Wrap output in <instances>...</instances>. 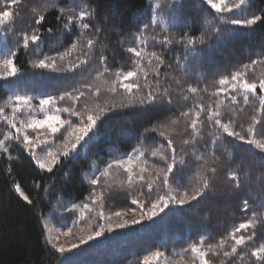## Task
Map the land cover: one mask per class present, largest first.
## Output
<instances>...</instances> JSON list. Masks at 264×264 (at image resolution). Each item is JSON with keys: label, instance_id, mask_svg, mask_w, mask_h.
<instances>
[{"label": "trees", "instance_id": "obj_1", "mask_svg": "<svg viewBox=\"0 0 264 264\" xmlns=\"http://www.w3.org/2000/svg\"><path fill=\"white\" fill-rule=\"evenodd\" d=\"M83 2L88 3L89 0ZM41 3L42 0H21L18 5H11V0H0V10H3L5 4H9L11 11L20 14L7 39L8 47L18 53L15 64L19 72L16 77L0 78V107L17 93L32 96L33 104L39 103V99L47 96L59 97L65 92L78 94L74 90L87 92L89 84L101 87L99 103L111 101L112 95L103 89L111 86L112 81L116 79V72L138 71L134 63L136 58L127 53L126 49L142 47L134 37L143 23H150L149 4L156 3L160 5L155 12L158 24L145 31L147 43L143 47L147 52L155 51L164 57L165 63L159 68V79L163 86L169 87L174 97L182 93L189 99L185 101L181 98L179 103L165 105L159 111L152 110L149 105H140L139 98L149 90V87L145 86L146 83L150 87H155L157 79L145 60L143 63L145 71L148 72L147 81L142 73L128 81L139 83L141 90L133 89L132 93H128L117 84L118 91L114 97L116 103L113 110L106 112L102 116L103 123L99 128L89 133L93 140L90 143L82 142L78 158H69L49 173L38 168L29 153L23 151L21 145L13 142L11 155L18 159L9 161L7 156L0 154V264H140L146 257L150 259L151 264H157L155 260H151V254L156 251L164 253L158 264H193L192 254L182 252L183 249L188 248L191 243L198 242L202 236L207 238L206 244L217 243L233 228L247 221L253 211L256 212L259 221L255 229L257 236L254 241L249 242L245 251L250 253L253 247L264 243V167L261 166L264 153L227 137L211 125L203 129L204 138L198 146L199 154L208 159L213 148L211 144L213 136L210 134H215L222 138L215 146L216 156L220 159L215 165L218 171L214 191L199 200L184 205L170 203L163 212L157 210L158 214L149 219L147 213L151 204L146 196L138 195L139 185L128 188L126 183L122 185L118 182L121 179L126 180V174L122 169H114L113 175L106 178L107 183L105 178L101 177L100 185L94 186L84 178V174L89 178L99 177L109 162L117 158L127 159L128 155L136 156L137 153L133 150L137 148L141 151L149 150L145 151V156L141 160H148V164L142 166L148 168L144 175L150 178V174L154 175L155 170L163 167L162 161L151 157L150 150L162 145L166 147L167 142L159 135V131L164 129L145 133L146 128L167 122L169 118H175L197 104L205 108L211 105L214 108L218 100L224 101L221 111L226 116L231 115L226 108L230 101L225 99V94L214 95L221 87L218 81L221 77L239 70L242 65L250 63L251 60H258L264 55L262 52L264 23H257L251 28L215 24L209 27L204 22V16L211 21L215 13L212 11L209 14V10L201 8L200 0H182L185 5L182 16L170 9L172 0H94L92 7L97 9V15L94 16L92 23L103 29L100 33V42L94 49L89 64L73 70L72 65L78 64L79 59H84L80 51H73L63 60H60L59 56L75 41L76 32L69 34L61 30L56 23L55 10L47 12L42 25H35L32 9L40 7ZM261 9H264V0H251V7L245 14L250 12L261 14ZM224 15L232 16L234 13ZM185 18L191 27L186 26ZM217 26L228 29L223 39L217 40L213 35V29ZM32 27L40 29L41 39L38 42L37 54L33 52L36 45H30L27 50L22 47L19 35L25 31L30 32ZM49 27L53 29L51 34L46 31ZM185 32L197 37L204 35L205 44L196 46L198 55L186 54L187 50L176 42ZM165 36L173 43L163 44ZM2 49L3 34L0 33V50ZM100 54L108 57L107 67L110 71L97 80L95 79L97 72L104 71V65L98 60ZM44 56L56 58V69H41L33 65V61ZM246 78L249 80L264 78V63L255 65L248 71ZM175 81H180V84L177 85ZM189 86L201 90L207 88V91L189 93L186 91ZM93 100L94 98L88 100L89 107H94ZM71 104L72 101L68 99L63 101L57 99L55 107L62 109ZM83 104L84 98H81V101L75 104L76 109L80 110ZM239 107H243L244 111L239 112L236 117L235 131L246 135L245 130L252 123V117L264 121V113L255 111L259 108L256 97L252 98L250 105L245 106L241 102ZM36 109L39 110L38 107ZM5 111L10 113L11 110ZM58 114L61 119H71L75 127L80 126V118L69 117L64 112ZM84 119L86 120V116ZM201 119H204V114ZM241 124L243 127L239 126ZM184 125L185 121L181 120L179 128L183 129ZM7 130L8 126L0 120V138H3V133ZM31 132L32 130H28V133ZM256 132V138L259 139L264 127L257 124ZM61 133L67 135L65 129L61 128L60 133L54 138H49V145L52 147L41 145L37 152L40 153L41 147L53 151L62 149ZM167 134L174 140L179 160L183 155L180 149L186 147L182 144L183 137L172 129H168ZM87 139L86 137L85 140ZM205 142L207 149L204 147ZM183 158L186 162L191 159L188 155H183ZM133 161V170L139 172L136 165L141 161L135 159ZM201 163L202 161H193L189 165L190 171L183 181L184 188L190 189L195 186L194 177L197 171L201 170L199 168ZM9 168L11 172L8 171ZM231 170L238 171L240 175L239 189L227 178L226 173ZM15 183L21 185L25 194L31 198L32 204L29 205L18 197L13 189ZM143 191L146 192L147 189ZM101 192L102 200L99 199ZM157 192L158 190L154 188L153 201ZM159 195H164V192L159 191ZM133 199H138L144 204V208L141 209L139 204H133ZM244 199L249 200L248 212L242 211ZM93 200H96V203H93ZM84 204H88L89 208H83ZM99 212L103 215L120 212L130 220L121 224L123 226L116 224L106 227L103 226V218L99 216ZM48 222L68 231L85 228L93 238L89 240L88 236L84 243L80 242L76 244L77 247L59 253L52 244L46 242ZM101 228L102 234L95 236L94 233ZM235 264H253V260L249 255H244L243 259L236 261Z\"/></svg>", "mask_w": 264, "mask_h": 264}, {"label": "snow or ice", "instance_id": "obj_2", "mask_svg": "<svg viewBox=\"0 0 264 264\" xmlns=\"http://www.w3.org/2000/svg\"><path fill=\"white\" fill-rule=\"evenodd\" d=\"M20 2L21 0H11V5H18ZM93 2L94 0H89L88 3L83 2V0H79V2L78 0H42L40 7L32 9L34 14L33 22L35 25H42L45 21L47 12L55 10L57 12L56 23L61 30L69 34H72L74 31L76 32L75 41L59 56V59L63 60L65 56L70 55L73 51L79 50L84 59H79V57H77L79 63L72 65L73 70L81 65L89 64L93 56V51L100 42V33L103 29L92 23L94 16L97 15V9L92 7ZM11 5L5 4L3 10H0V33L3 34V49L0 50V57H2L0 58V78L2 79L16 77L19 72L15 64V57L18 53L8 47L7 44L8 34L13 30L16 19L20 15L18 12L10 10ZM159 7V3L155 5L149 4L150 23H143L138 28V33L134 37V40L142 47H128L126 49L127 53L136 58L134 63L138 71H128L126 73L116 72V79L112 81L111 86L103 89V91L112 95L113 99L111 101L105 100L103 104L99 103L98 101L102 92L101 87H94L89 84L87 85V92L83 90H74L78 94L74 95L72 92H65L59 97L47 96L46 98L40 99L38 108L39 111L45 113V115L43 119H37L31 117V112L36 110L32 106L33 97L18 93L14 94L12 97H9L2 107H0V120L8 126V130L3 133V138H0V154L7 156L9 161L18 159V157H13L10 151L13 142H15L22 146L23 151L29 153L31 159L38 168L49 173L53 172L54 168L58 165H62L64 161L69 158H78L80 155L79 149L83 146L82 142L90 143L93 140V137L89 136V133H93L94 130L99 128L103 123L102 116L106 114V112L113 110L116 103L114 97L118 91L117 84L128 93H132L133 89L141 90V85L139 83L128 81L138 76V73H142L145 77V81H147L148 72L145 71V65L143 63L145 60L147 61V66L157 79L155 87H150L146 83L145 86L149 87V90L144 96L139 98L138 103L140 105H149L152 110L159 111L165 105H171L174 102L179 103L181 98L185 101L188 100L189 97L182 93L180 96L174 97L170 88L163 86L159 79V68L165 63L164 57L155 51L147 52L143 47L147 43V38L144 35L145 31L158 24L155 12ZM169 7L177 15H183L185 5L182 3V0H172ZM200 7L209 10V14H211L212 11L215 13L211 21L207 20V16H204V22L209 27L215 24L251 28L257 23H264V9L260 10L261 14H257L256 12L245 14L246 10L251 7V0H200ZM225 13H234V15L226 16L224 15ZM102 22L103 20H101V23ZM185 24L191 27V25L187 23V18H185ZM46 31L51 34L53 29L49 27ZM39 33L40 29L38 27H32L30 32L25 31L20 33L22 47L27 50L30 45H36L33 52L37 54L39 51L38 42L41 39ZM226 33H228L227 28L217 26L213 29V35L217 40L223 39ZM176 42L187 50L186 54L190 53L195 56L198 55L196 46L204 45L205 39L203 34L197 37L185 32ZM17 43H19V41H17ZM171 43H173V41L168 36H165L163 44L167 45ZM262 52H264V50H262ZM98 60L100 64L104 65V71L97 72L95 77L97 80L104 77L105 73L110 71L107 67L108 57L100 54ZM32 63L37 68L56 69V58L54 57L44 56ZM261 63H264V55L258 60H251L250 63L242 65L239 70L231 73L229 76H224L219 79L218 84L221 87L216 90L214 95H219L220 93L225 94V99L230 101V104L226 106V108L231 115L226 116L225 113L221 111L224 101L218 100L215 102L214 108L211 105L205 108L203 105L197 104L194 108L181 112L179 116L169 118L167 122H160L156 126L145 129V133L157 132L160 129H164V131H159V135L163 136L167 142L166 147L162 145L159 148H152L150 150L151 157L158 158L163 162V167L159 170H155L154 175L150 174V178H146L144 175L145 172H148V168L142 166L147 165L148 160H141V158L145 156V151L149 150L141 151L139 148L133 150L137 153L136 156L128 155L127 161L123 158H117L109 162L104 170L100 172L99 177L92 176L89 178L87 174H84V178L94 186L100 185L101 177L105 178V183H107L106 178L113 175L114 169H122L126 174V180L121 179L118 182L122 185L126 183L128 188H132L137 184L139 185L137 189L138 195L146 196L151 204L147 213L149 219L158 214L157 210L163 212L170 203L184 205L205 197L207 194L214 191V181L218 171L215 165L220 159L216 156L215 146H217L218 142L222 139L219 135L210 134L213 136L211 140V144L213 145L211 155L206 159L204 155L199 154L198 146L204 138L203 129L205 126L211 125L222 131L227 137H232L241 143L259 149L260 153H264V132L260 134L259 139L256 138V125L260 124L264 127V121L258 120L253 116L252 123L249 124L245 130L246 135L235 131V126L237 125L236 117L239 112L244 111L243 107H239L241 102L243 105L247 106L252 103V98L256 97L258 98L259 108L255 109V111L264 113V78L258 80H249L246 78L248 71L252 70L255 65ZM168 67H171V65H168ZM166 82L167 80H165V83ZM175 82L177 85L180 84V81ZM105 83L107 82L105 81ZM186 91L196 94L198 91L206 92L207 88L201 90L189 86ZM81 98H84V104L80 110H77L75 104L80 102ZM90 98H94V107L88 106V100ZM57 99L61 101L68 99L72 101V104L62 109L56 108L55 102ZM120 103L121 106H123V100H121ZM6 109H10V113H6ZM26 110L29 113L30 119L23 118ZM60 112L67 113L69 117L80 118V126L75 127L71 119H61L58 114ZM202 114H204V119H201ZM85 116L86 120L84 119ZM181 120L185 121L183 129L179 128ZM239 126L243 127L242 124ZM61 128H64L67 133V135L61 133L63 142L62 149L53 151L50 148L41 147L40 153L38 154L36 149L41 145H49V136L54 138L57 133H60ZM168 129H172L177 135L183 137L182 144L186 147H182L180 152L183 155L191 157L188 162L185 161L183 155L179 160L177 159V149L173 138L167 134ZM28 130H32L36 135L30 136ZM44 130H46V132ZM70 136L72 139H69ZM86 137L88 138L87 140H85ZM204 147L207 149V142H205ZM233 147H235V145H233ZM134 159L141 161L140 164L136 165L139 172H135L131 167V163ZM209 160L211 161V166H209ZM193 161H202V163L199 164L201 170L197 171L194 177L195 186L190 189L184 188L183 181L186 179L188 171H190L189 165ZM261 166L264 167V157H262ZM8 171L11 172V169L9 168ZM226 175L228 180L234 183L235 188L239 189L241 187L238 171L231 170L228 171ZM173 185H175V187H173ZM36 186L39 187V185ZM145 188L147 189L146 192L143 191ZM154 188L158 190L155 201L152 200ZM182 188L184 189L183 191L181 190ZM13 189L24 202L29 205L32 204L31 198L25 194L19 183H15ZM159 191H163L164 195H159ZM99 199H103V192L100 193ZM92 202L96 203V200ZM132 203L139 204L141 209L144 208V204H141L138 199H133ZM249 207V200L244 199L242 211L248 212ZM83 208L87 209L89 205L84 204ZM100 215L102 216L103 213H100ZM115 215L120 216L121 213L116 212ZM258 223L257 214L253 211L251 217L247 221L233 228L217 243L206 244L205 240L207 238L202 236L198 242L189 244L188 248L183 249L182 252H190L192 254L191 259L193 264H196L197 261L199 264H235L236 261L242 260L244 255H249V258L253 260V264H264V243H260L258 246L253 247L250 253L245 251L249 246V242L256 239L257 233L255 229ZM101 234L102 228L100 231L94 233L97 237ZM92 238L91 235L88 237L89 240ZM46 242L48 244H53V240L50 236L46 237ZM81 243H84V241L81 240ZM53 246L59 253H64L66 251L63 245ZM72 247L75 248L77 245H72ZM162 256H164V253L156 251L151 254V260H155L158 264ZM140 264H151V261L146 257Z\"/></svg>", "mask_w": 264, "mask_h": 264}, {"label": "rangeland", "instance_id": "obj_3", "mask_svg": "<svg viewBox=\"0 0 264 264\" xmlns=\"http://www.w3.org/2000/svg\"><path fill=\"white\" fill-rule=\"evenodd\" d=\"M40 100V99H39ZM39 103L33 102L32 106L34 109H36V107H38ZM55 114V113H54ZM45 113L40 112L39 110H35L33 112H31V117H35L37 119H43L44 118ZM24 119H30L29 113L26 110L25 114H24ZM46 132V130H44ZM30 136H34L36 135V133L31 132L28 133ZM49 138H51V136H49ZM49 147H52L49 145ZM37 151V149H36ZM39 154V153H38ZM125 161H127V159H125ZM134 161H132L131 163V167H134ZM100 213V212H99ZM99 216L101 217V215L99 214ZM102 220H103V226L106 227H110V226H114V225H121L125 222H128L130 220L129 217L125 216L123 213H121L120 216H116L115 214H110V215H102ZM128 218V219H126ZM46 232L48 233V237L50 236L53 240V244L52 245H63L66 249L71 248L72 245H76L78 243L81 242V240H86V238L89 236V232L85 229V228H77L74 231L71 230H63L60 229L59 227H56L55 225L51 224L50 222H48L47 226H46ZM58 238V240H57Z\"/></svg>", "mask_w": 264, "mask_h": 264}]
</instances>
